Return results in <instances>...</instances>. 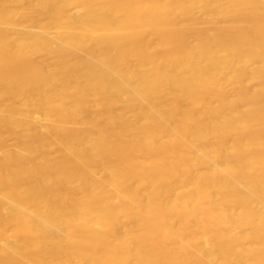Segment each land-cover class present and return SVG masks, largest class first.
<instances>
[{"label":"bare ground","instance_id":"1","mask_svg":"<svg viewBox=\"0 0 264 264\" xmlns=\"http://www.w3.org/2000/svg\"><path fill=\"white\" fill-rule=\"evenodd\" d=\"M0 264H264V0H0Z\"/></svg>","mask_w":264,"mask_h":264}]
</instances>
